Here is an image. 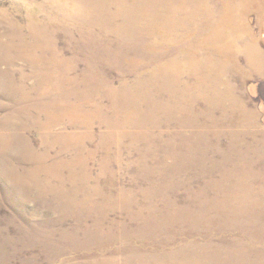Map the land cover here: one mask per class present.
I'll list each match as a JSON object with an SVG mask.
<instances>
[{"label": "rangeland", "instance_id": "rangeland-1", "mask_svg": "<svg viewBox=\"0 0 264 264\" xmlns=\"http://www.w3.org/2000/svg\"><path fill=\"white\" fill-rule=\"evenodd\" d=\"M263 1L225 34L232 54L207 49L223 105L195 91L158 129H117L112 102L146 92L123 54L50 0H0V264H264Z\"/></svg>", "mask_w": 264, "mask_h": 264}, {"label": "bare ground", "instance_id": "bare-ground-1", "mask_svg": "<svg viewBox=\"0 0 264 264\" xmlns=\"http://www.w3.org/2000/svg\"><path fill=\"white\" fill-rule=\"evenodd\" d=\"M252 1L237 0L234 3L232 0H50L56 17H61L64 23L75 24L78 32L81 31L87 36L86 39L91 40L89 48L94 52L100 50L99 53H102L105 49H110L104 57L110 59L112 56H115V59L118 53H122V62L128 64V73H136L138 86L145 88L146 92L138 90L133 96L123 89L120 94L122 104L116 105L112 102L111 112L117 119L111 122L106 117L107 122L104 121V125L117 129H158L160 121L154 120V115L186 113L192 110L193 101L195 103L199 99H208L210 105L223 100V95L214 90L218 86L220 76L211 77L215 74L212 68L215 63L211 66L212 62H207V49H213L219 56L225 52L231 53L232 49H224L227 45L225 34L229 30L236 33L238 24L244 20L247 7ZM94 29L98 30L101 36L109 35L115 38L101 40L94 35ZM113 45H117V48L114 49ZM88 46L87 44L85 49ZM28 47L20 37L18 48ZM244 52L249 57L251 66L260 61L261 55L256 51L253 42L245 44ZM128 55L134 57L130 58ZM185 77L191 79V84L184 81ZM146 87L153 88L156 94L150 93L151 90ZM195 91H198L197 99L192 101L189 97ZM127 100L130 103H127ZM54 108L61 107L56 105ZM68 108L70 107L66 106L65 110ZM59 110L60 113L65 111L64 108ZM58 124L54 121L51 125ZM123 135H120L121 138L125 137ZM136 260L142 262V258Z\"/></svg>", "mask_w": 264, "mask_h": 264}]
</instances>
